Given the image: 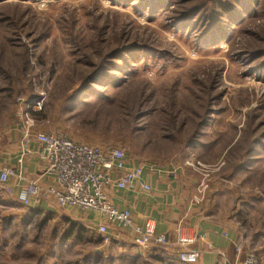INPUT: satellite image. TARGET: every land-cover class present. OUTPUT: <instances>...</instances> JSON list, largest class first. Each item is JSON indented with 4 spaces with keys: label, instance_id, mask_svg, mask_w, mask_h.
<instances>
[{
    "label": "rangeland",
    "instance_id": "rangeland-1",
    "mask_svg": "<svg viewBox=\"0 0 264 264\" xmlns=\"http://www.w3.org/2000/svg\"><path fill=\"white\" fill-rule=\"evenodd\" d=\"M204 1L179 0L171 15ZM133 3L0 0V153L18 154L20 124L30 110L40 112L36 129L122 147L129 162L186 167L199 183L198 203L235 226L240 258L253 251L263 262L264 0L243 28L236 25L215 45ZM130 45L144 50L125 62L110 57ZM101 60L122 65L110 72L119 80L99 73L105 81L99 93L69 104ZM50 207L22 206L0 187V264L167 263L159 260L160 248L152 249L161 246L105 244L92 224L79 221L87 211ZM70 222L86 229L67 238Z\"/></svg>",
    "mask_w": 264,
    "mask_h": 264
},
{
    "label": "built area",
    "instance_id": "built-area-1",
    "mask_svg": "<svg viewBox=\"0 0 264 264\" xmlns=\"http://www.w3.org/2000/svg\"><path fill=\"white\" fill-rule=\"evenodd\" d=\"M20 127L17 166L0 165V187L6 188L16 201L25 207H35L40 202L52 203L60 208H75L95 213L99 219L93 223L102 242H110L109 229L124 230L140 247L168 245L166 236L155 230L152 220L139 224L131 210L118 209L112 202L109 189L150 191L144 180V164L129 162L124 148L119 146H96L75 141L55 131L36 129V120L24 114ZM37 148L33 149L32 144ZM37 156L42 165L39 176L29 178L20 165L25 158ZM203 238V235L202 237ZM197 235L185 236L180 232L176 245L180 248L177 259L182 264H195L200 251L191 247ZM243 249L241 238L234 243L235 259L229 261L218 252L216 264H263L253 252L240 258Z\"/></svg>",
    "mask_w": 264,
    "mask_h": 264
},
{
    "label": "crops",
    "instance_id": "crops-1",
    "mask_svg": "<svg viewBox=\"0 0 264 264\" xmlns=\"http://www.w3.org/2000/svg\"><path fill=\"white\" fill-rule=\"evenodd\" d=\"M32 148L36 149L37 144L33 143ZM17 158V154L11 157L10 153L1 152L0 165L8 164L18 167ZM130 162L133 165L145 164L139 159ZM41 165L40 159L34 155L26 158L20 167L29 178H32L39 174ZM165 166L145 164L143 177L150 191L109 189L108 194L113 204L118 209L131 210L135 221L139 224L146 219L152 220L156 232L166 236L167 246L152 247V249L161 248L164 251V260L167 263L163 264H169L171 261H174V264H182L177 259L180 248L175 242L179 232L189 237L198 236L197 241L191 245L200 251L195 264H216L218 252H222L227 260L234 261V243L239 235L233 223L215 219L204 202L198 203L199 183L193 178L188 168L176 165ZM17 190L18 187H15L13 195ZM35 207L41 208L42 211H49V208H52L46 202H40ZM78 219L82 224H92L94 227L93 223L99 219V216L92 212H84ZM108 233L111 239L109 243H116V247L120 245L121 249L123 247L126 250L129 247L127 244L135 247L137 245L128 233L121 229L110 228ZM202 235L203 238H201ZM244 249L246 253V246Z\"/></svg>",
    "mask_w": 264,
    "mask_h": 264
},
{
    "label": "trees",
    "instance_id": "trees-1",
    "mask_svg": "<svg viewBox=\"0 0 264 264\" xmlns=\"http://www.w3.org/2000/svg\"><path fill=\"white\" fill-rule=\"evenodd\" d=\"M178 1L179 0H129V2H134L133 4L136 7H140L144 12H147L150 17L156 16L159 13L167 14L173 27L178 28L183 34H193L192 36L195 40L201 41L205 45H215L227 41L229 39V31L234 29L236 25L239 26V28H243L246 23L244 21L247 20L251 14H255L262 7L263 3V0H205L204 3L200 5H198V3L190 5L189 3V5L182 6L179 14L173 18L171 13L174 11L173 9ZM138 50L143 51L144 47L135 45L124 48L121 47L110 57L113 60L118 59L125 62L126 56H131V54L136 53ZM102 62L101 60V63L93 71L94 77H89L88 75L78 88L75 96L68 97L67 102L69 104H73V102L78 105H82L83 102L88 103L90 98H87V95L91 96L99 93L97 86L105 84V81L98 77L99 73L101 76L110 77L112 83L119 80L120 77H114L110 74L120 73V70L123 68L122 65L113 61V63H108V66H105ZM262 62L263 61H260L258 66H261ZM24 67L25 66H23V68ZM39 113V111L29 110V114L33 118ZM194 133L195 130L192 132L191 138H193L192 136ZM33 208L37 210L41 209L37 207ZM79 227L86 229L85 226H82L78 222H70L68 229L70 234L66 233L65 237L70 238V236L74 234L73 230ZM161 252L164 253L163 250H161ZM151 257L157 259L156 255ZM164 257L163 254V257L159 258V260L162 261Z\"/></svg>",
    "mask_w": 264,
    "mask_h": 264
}]
</instances>
